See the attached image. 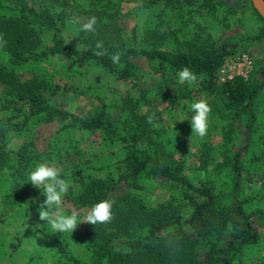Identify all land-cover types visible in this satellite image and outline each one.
I'll return each mask as SVG.
<instances>
[{
	"label": "trees",
	"instance_id": "obj_1",
	"mask_svg": "<svg viewBox=\"0 0 264 264\" xmlns=\"http://www.w3.org/2000/svg\"><path fill=\"white\" fill-rule=\"evenodd\" d=\"M156 1L142 0L141 4L150 7ZM162 1L168 10L186 7L190 12L208 11L212 4L210 0ZM246 2L264 27L261 16L249 0ZM112 4L111 0L107 4L104 0H0V35L7 42L0 47V182L6 180L1 209L28 204L37 198V188L27 176V170L40 156L31 148V129L55 123L52 142L61 140L57 133L69 135L83 130L124 147L123 155L107 163L109 169L103 174H93L82 165H74L69 171L72 188L66 198L75 207L84 208V215L100 200L114 202V219L110 223L85 222L83 226L82 233L95 262L233 264L234 256L252 247L261 236L257 225L251 224L245 200L238 196V185L243 178L242 157L255 144L256 100L264 90V65L259 79L234 74L219 81L216 70L236 50V42H199L185 49L162 47L154 42L159 32L156 22L145 30L137 23L125 29L108 17L117 13V7L108 12ZM70 12L84 14V22L94 15L96 31L86 33L78 25L75 35L68 34L65 22ZM261 35L259 31L246 38L259 39ZM97 42H102V48L96 47ZM100 51L104 54L97 55ZM115 54L120 56L119 63L112 62ZM49 55L59 56L67 68L75 63L94 65L116 80L134 79L141 61L156 71L169 70L172 74L185 67L191 69L197 75V87L211 96V106L225 120L224 142L227 144L233 132L232 125L245 126L240 127L243 142L234 145L231 154L223 145L231 184L219 189L210 180H193L185 173L183 157L168 155L154 141L138 142L152 127L147 115L130 108L119 120L95 108L75 113L63 101L53 98L65 86L37 75L22 78L14 69L15 65ZM6 132L21 139L18 147L4 146ZM257 141L258 149L252 151V156L264 160V133ZM68 145H72L70 141ZM64 150L67 152V147ZM140 178L167 184L177 192L156 201L146 200L136 192L142 186ZM201 243L205 249L200 255ZM69 264L86 263L73 259Z\"/></svg>",
	"mask_w": 264,
	"mask_h": 264
},
{
	"label": "rangeland",
	"instance_id": "obj_2",
	"mask_svg": "<svg viewBox=\"0 0 264 264\" xmlns=\"http://www.w3.org/2000/svg\"><path fill=\"white\" fill-rule=\"evenodd\" d=\"M107 1L104 0V3L107 4ZM111 1L113 4L108 7V12L117 7V13L108 14V17L116 19L125 29L137 23L145 30L156 22L159 32L154 42L162 47L185 49L199 42H236V50L227 55L216 70L219 81L234 74L257 79L262 76L264 27L246 0H210L209 3L212 4L208 11L191 12L186 7L168 10L163 6L162 0L154 2L150 7L142 6V0ZM151 19L154 21L151 22ZM84 20L85 15L81 12H70L65 22L68 34L75 35L76 26L84 23ZM260 27L263 29L259 30ZM259 31L262 33L259 39L246 38L247 35ZM242 52L250 56V67L239 61L237 56ZM140 67L134 79L129 81L116 80L90 64L75 63L67 68L56 55L15 65L14 69L22 78L37 75L65 86L53 98L63 101L75 113L82 114L95 108L106 116L119 120L130 108L139 114L153 117L148 135L142 136L138 142L154 141L168 155L183 157L185 173L193 180H210L219 189L229 186L231 183L225 168L223 149L228 147L226 153L231 154L234 145L242 144L244 135L241 130L245 126L232 125L233 132L226 144L222 136L225 120L211 106L208 134L204 138L197 137L191 133L190 120L193 113L190 105L201 98H206L212 105L211 96L199 90L196 83L191 86L187 83L180 85L177 74H172L169 70L156 71L145 61L140 62ZM255 116V144L242 157L243 178L238 185V196L245 200L251 214V224L257 225L261 236L252 247L239 251L233 258V264H264V160L252 156V151L258 149L256 144L259 135L264 133V90L256 100ZM55 129V123L32 127L31 148L38 151L40 156L27 170V176L38 163L48 162L61 168L62 177L72 181L69 171L74 165L86 166V170L93 174H103L109 169L106 167L107 163L123 155L124 147L121 143L107 141L83 130H74L69 135L57 133L61 140L52 142L51 136L56 132ZM66 137L76 147L74 150L70 149L72 145H68L67 140L63 141ZM20 142V138L11 136L9 132L5 133L3 144L6 148H16ZM66 147L67 152L64 150ZM140 180L142 186L136 192L149 201H156L169 193L177 192L175 188L156 180ZM5 186L6 180H2L0 198ZM37 192V198L28 204L2 210L0 203V264H69L73 259L86 264H101L95 262L82 233L85 222L78 224L73 235L48 233L50 229L47 225L33 231V226L38 222L36 210L45 199L40 189L37 188ZM72 208L78 209L81 218L83 217L84 208L75 207L65 197L66 213L70 214ZM39 223L44 224L43 221ZM37 233L41 235L38 236ZM117 246L121 247V244L118 243ZM204 249L205 244L201 243L198 247L200 255Z\"/></svg>",
	"mask_w": 264,
	"mask_h": 264
},
{
	"label": "clouds",
	"instance_id": "obj_3",
	"mask_svg": "<svg viewBox=\"0 0 264 264\" xmlns=\"http://www.w3.org/2000/svg\"><path fill=\"white\" fill-rule=\"evenodd\" d=\"M97 18L93 15L82 23L80 30L86 33L96 31ZM3 36L0 35V47L6 45ZM96 47L102 48V42H97ZM97 55H103V51L97 52ZM113 63H119L120 56L115 54L111 57ZM177 82L180 85H194L197 82V75L189 68L185 67L177 73ZM191 133L199 138H204L208 134L210 127V116L212 108L206 98L198 99L190 105ZM148 122H153V117L148 118ZM63 170L54 164L48 162L38 163L29 173L28 180L31 184L40 189L45 199L37 208L38 222L33 226V231L47 225L52 234L61 233L73 235L80 222H86L92 225L107 224L114 219L113 201L103 199L95 203L90 210L81 218V212L72 208L70 214L65 211V197L68 195L72 184L62 177ZM43 221L44 224L39 223ZM27 227L29 225L27 224ZM37 235H41L37 233Z\"/></svg>",
	"mask_w": 264,
	"mask_h": 264
},
{
	"label": "water",
	"instance_id": "obj_4",
	"mask_svg": "<svg viewBox=\"0 0 264 264\" xmlns=\"http://www.w3.org/2000/svg\"><path fill=\"white\" fill-rule=\"evenodd\" d=\"M250 3L264 21V0H250Z\"/></svg>",
	"mask_w": 264,
	"mask_h": 264
},
{
	"label": "built area",
	"instance_id": "obj_5",
	"mask_svg": "<svg viewBox=\"0 0 264 264\" xmlns=\"http://www.w3.org/2000/svg\"><path fill=\"white\" fill-rule=\"evenodd\" d=\"M238 58H239V61L243 64V65H245V66H251V62H252V60H251V58H250V56H248L247 54H245V53H241V54H239L238 56H237ZM229 77V76H228ZM225 77H223L221 80H223Z\"/></svg>",
	"mask_w": 264,
	"mask_h": 264
}]
</instances>
